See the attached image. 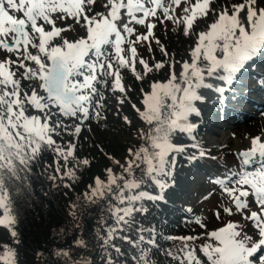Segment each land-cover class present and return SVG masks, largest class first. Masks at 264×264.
I'll return each mask as SVG.
<instances>
[{
    "label": "snow or ice",
    "instance_id": "6c2138e0",
    "mask_svg": "<svg viewBox=\"0 0 264 264\" xmlns=\"http://www.w3.org/2000/svg\"><path fill=\"white\" fill-rule=\"evenodd\" d=\"M95 3L0 0V52L5 54L0 59V226L10 232L16 244L15 194L20 191L16 182L25 179L48 152L53 160L50 164L43 161L45 171L53 168L55 174L46 178L63 181L65 188L72 189L80 179L78 173L91 166L88 158L77 155L76 141L82 128L91 131V120L106 119L101 115L106 91L120 93L119 103L129 102L147 128L137 129L142 143L128 148L123 164L108 156L121 171L116 173L108 167L106 179L94 177L87 190L77 196V202L70 204L69 214L75 218L81 199L89 205L105 201L115 220L106 237L111 239L121 225L132 223L134 213L146 211L145 200L162 199L145 191L144 186L151 181L160 189L167 187L177 155L186 151V146L173 141L180 134L195 139L197 124L190 118L201 114L197 107V102L205 100L201 90L223 93V87L207 78L230 84L234 75L264 50V0H241L217 7H213L216 0H105L103 11H96L92 7ZM182 4L177 16L176 9ZM201 20L205 27L199 30ZM165 21L180 26L183 35L194 40L190 59L176 60L155 36L154 29ZM77 26L83 34L72 38L65 35L75 33ZM136 26H143L146 32L137 34ZM150 38L158 45L153 49L148 44L154 61L151 65L136 47ZM156 50L164 59L155 60ZM165 68L168 78L150 80L147 90L141 86L140 106L132 103L128 93L133 88L124 84L122 72L129 70L136 81L143 82ZM22 80L29 82L27 88L22 87ZM33 81L39 82L38 87ZM122 119L132 125L128 116ZM65 134L73 139L64 141ZM250 145L237 154L239 171L230 170L213 180L229 201L222 212L238 214L242 221L230 220L209 231L200 218H195L192 222L203 232L169 237L183 242L179 249L182 257L167 252L179 264H264V139L252 137ZM199 154L205 155L203 151ZM253 203L258 210H252ZM214 216L221 219V208ZM249 223L253 234L246 230ZM201 239L203 244L195 243ZM16 255L15 249L4 245L0 264H17ZM57 255L68 258L65 264L71 261L67 251ZM134 259L137 264H150L143 249Z\"/></svg>",
    "mask_w": 264,
    "mask_h": 264
},
{
    "label": "trees",
    "instance_id": "16d2710c",
    "mask_svg": "<svg viewBox=\"0 0 264 264\" xmlns=\"http://www.w3.org/2000/svg\"><path fill=\"white\" fill-rule=\"evenodd\" d=\"M130 85L133 88V91L128 93L131 102L140 106L142 98L140 88L143 86L147 90L148 86L144 85V82L136 81L134 76ZM124 104L129 107V114L137 119L130 103L126 101ZM190 119L197 124V116H192ZM138 125L139 127L133 124L126 125L123 130L137 133V129L147 128L143 122ZM193 135L195 139L180 134L173 141L186 146V151L177 155L173 174L167 178V187L160 189L151 181L144 186L145 191L162 199L145 200L143 205L146 211L134 213L132 223L121 225L111 239L106 237L109 227L115 226V220L108 212L105 201L89 205L81 199L78 201L79 207L76 209L75 218L69 214L70 204L77 202V196L86 191L87 185L93 183V178L98 175L93 169L92 162L89 168L78 173L79 181L73 184L72 189H68L63 186V181L53 182L46 178L49 174H55L53 168H47L45 171L46 164L43 161L50 164L53 160L47 153L48 159L44 158L39 165L34 164L26 178L16 182L20 185V191L15 194L17 224L14 228L18 233L17 246L21 252L23 264H65L68 258L57 255L61 250L69 252L71 261L82 262V264H109V262L137 264L134 257L140 256L141 249L144 250V255L148 257L150 264H163L157 261L155 256L159 246L167 241L172 245L176 242L174 239L167 238L164 233L172 228V221L179 220L178 213H188L187 210L190 209L186 203L180 201L183 191H186L184 186L188 184L186 177L189 166L192 162L200 160L201 151L205 153L204 156L207 155L201 126L199 127L198 124ZM140 143H142L141 140L123 142L122 145L116 144L109 148H102L103 152H99L107 161L106 163L112 162L108 156L116 160V157L121 155L120 162L123 164L128 148L138 146ZM194 144L199 147H192ZM120 151L123 153L121 154ZM105 153L108 155L106 156ZM191 156L196 158L189 159ZM115 167L119 173L120 168L116 165ZM92 171L96 173L93 174ZM141 237H143L142 240ZM77 241L82 243L78 244ZM9 244V238L0 232V254L3 253L4 245ZM117 248L119 252L116 251Z\"/></svg>",
    "mask_w": 264,
    "mask_h": 264
},
{
    "label": "rangeland",
    "instance_id": "374dc122",
    "mask_svg": "<svg viewBox=\"0 0 264 264\" xmlns=\"http://www.w3.org/2000/svg\"><path fill=\"white\" fill-rule=\"evenodd\" d=\"M216 0V3L213 4V7H217L219 5H224L225 3L232 4V3H240L241 0ZM105 0H96V3L92 6L95 8L96 11H103V3ZM184 5L182 4L180 8L176 9V14L179 16L181 14V8ZM153 22L154 18H153ZM69 23H72L69 20ZM199 30H202L205 25L204 22L201 20L198 22ZM137 27V34L145 33L146 29L143 26H136ZM155 36L160 40V42L165 46L169 53H174L176 60H186L190 59L189 56V48L190 45L194 44V40L188 37H185L182 33V28L176 24H173L170 21H165L163 25L158 24L157 27L154 29ZM83 34V30L77 26L76 32L73 33L71 31L65 33V35L72 38L74 35H81ZM134 38V37H133ZM151 43V47L153 49H158V45L155 41L150 38L149 41L144 42L143 44H137V51L139 55L145 57L149 60L150 65L154 63V61L150 58V55L147 51L148 44ZM264 54V53H263ZM4 53L0 52V59L4 58ZM164 57L161 56L158 50L155 51V60H161ZM248 62L247 64H249ZM139 68V65L137 66ZM256 71H263L261 68L255 67ZM176 71L179 73L180 65H176ZM19 73H17V77H19ZM123 82L126 86L130 85L132 80V73L129 70H124L122 72ZM258 76L251 77V81L249 79H241L244 83H247L245 87H237L240 88L243 93V96H250L252 98L259 99V94L253 91L255 85L253 84L254 79H260L262 76L261 74ZM264 76V75H263ZM167 76V69L161 70L159 73L152 75L150 74L147 79H145L144 85L149 86V81L153 79L159 80H166ZM209 82L214 83L215 85H220L221 81L214 80L213 78H207ZM264 81V80H262ZM220 82V84H219ZM28 81L22 80V87L27 88ZM33 86L38 87V81L31 82ZM244 88V89H243ZM251 89V90H249ZM238 90V89H237ZM201 93L205 96L204 102H197V107L200 111V118L198 117V121L196 122L199 127L201 126V135L203 138V143L205 145V149L207 150L206 156H200V160L197 162H192L189 166V172L186 177V181L188 184L184 186L186 191H183V195L181 198V202L186 203L191 212L185 213L180 212L178 213L179 220L176 222L172 221V228L170 230L165 231V235L167 238L169 237H183L189 235H198L199 233L203 232L204 230L201 229L198 225L193 223L192 221L195 218H200L206 225L209 231L214 230L216 228L222 227L228 221H242V217L240 215H233L228 216L227 214L222 212V207L229 206V201L225 195L222 194L220 186L213 183V180L217 177L225 176L230 170L231 171H239L240 169V161L238 159L237 154L240 151H236L233 143L239 142L240 137H233L231 138L232 144L224 146L223 143L219 142L216 137L210 132L211 123H216L215 120L212 119L211 115L213 113V108L208 107L210 100L213 97L214 91L213 90H201ZM120 96V93H111L106 91L105 97L106 99L103 101L105 104V108L101 111V115L106 117V119L100 120L97 122L95 119L91 120L90 127L91 131L87 129V127L82 128V133L79 139L76 141L78 145L77 155L82 158H88L92 164L93 169H95L98 173L97 176H100L102 179H106L105 169L111 167L114 172L117 173L116 167L113 162L106 163L107 161L103 158L100 154V148H109L110 146H115L116 144H123V142H132V141H140L138 133H133L132 131H127V129L123 130V128L127 125L124 123L122 117L128 116L130 120H132V124L134 126L139 127V123L142 121L137 118L135 119L129 114V107L127 104L121 105L117 97ZM239 100V103L246 104L245 101ZM245 100V99H244ZM231 101V105L235 107H239L240 112L249 114L253 120L259 121L261 118L260 114L256 111H253V108L249 105H245L246 107L240 106ZM216 101L213 102V107L215 108ZM204 112V113H203ZM138 117V116H137ZM206 122H205V121ZM139 121V122H137ZM219 123V121H217ZM67 123L71 124L72 121H67ZM209 123V124H208ZM89 122H85L87 126ZM207 124V125H206ZM133 126V127H134ZM209 127V128H208ZM264 132H262L263 134ZM261 135V130H257L254 132V135ZM243 139L247 140V136H241ZM59 141V137H55ZM73 137L65 134L64 141H71ZM63 143V141H61ZM121 152V151H120ZM46 152L42 157L41 161L44 158L48 159ZM123 152H121L122 154ZM51 156V160L53 156ZM120 156L116 157V160L120 161ZM95 174V171H92ZM231 186V185H230ZM211 194V195H210ZM207 197V199H205ZM249 200H252V197H249ZM252 210H258L255 204H252ZM217 208H221V219L217 220L214 216V212ZM175 219V218H174ZM249 234H253V228L251 224H248L246 229ZM0 232L9 238L11 248L16 250V259L17 264H23V259L21 252L19 250L18 244L13 242V238L10 235V232L0 226ZM175 245H172L171 242H168L160 245L157 253L155 254L157 261H161L163 264H179L178 260H173L171 256L167 255V252L171 251L177 256H183V253L179 251L180 248L183 247V242L179 239H174ZM192 243V242H189ZM196 244H203L204 240H198L195 242ZM171 245V246H169ZM4 248V247H3ZM197 254L200 255L199 250H197Z\"/></svg>",
    "mask_w": 264,
    "mask_h": 264
},
{
    "label": "bare ground",
    "instance_id": "6f19581e",
    "mask_svg": "<svg viewBox=\"0 0 264 264\" xmlns=\"http://www.w3.org/2000/svg\"><path fill=\"white\" fill-rule=\"evenodd\" d=\"M227 1L228 0L225 2ZM263 53L264 50L258 53L252 60L248 61L250 63L247 64V62L245 66L234 75L230 84H226L222 81L220 84L219 82V86L224 88L223 93H217L214 91L213 97L210 100H207L210 102V105L207 106L212 107L214 110L210 115L212 119L216 121V123H211V128L209 129L210 132L214 136H218L216 137L217 140L223 143L224 146L229 145V143L232 144L231 138L240 137L239 142L233 143L236 151L248 149L251 146V138L256 136L254 135V132L257 130H261V135L258 134L257 136H260L262 139H264V133L262 134V132H264V81H262L264 80V73L263 71H259V69L258 71L254 69L255 67H258L261 68L260 70H262L264 67ZM260 74L262 77L260 79L252 80L253 84H251L255 85L253 91L259 94V99L252 98L250 96H243L241 93H243L242 91L244 90L236 88V85L237 87H245L247 83L241 81L243 77L251 81V77H260ZM240 99L245 101L247 105L251 106L253 111L259 113L262 119L259 121L253 120L249 114L240 112L239 107L237 108L231 105V101H233L237 104V106L240 105L246 107V104L244 105L239 103ZM214 101H216L215 108L213 107ZM198 117L200 118L201 116ZM217 121H219V123ZM243 135L247 136V140H244L243 137H241ZM251 207H253V205H251Z\"/></svg>",
    "mask_w": 264,
    "mask_h": 264
}]
</instances>
